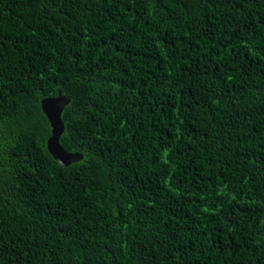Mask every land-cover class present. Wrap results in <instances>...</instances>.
Returning <instances> with one entry per match:
<instances>
[{"label":"trees","instance_id":"trees-1","mask_svg":"<svg viewBox=\"0 0 264 264\" xmlns=\"http://www.w3.org/2000/svg\"><path fill=\"white\" fill-rule=\"evenodd\" d=\"M0 264H264V0H0Z\"/></svg>","mask_w":264,"mask_h":264},{"label":"water","instance_id":"water-1","mask_svg":"<svg viewBox=\"0 0 264 264\" xmlns=\"http://www.w3.org/2000/svg\"><path fill=\"white\" fill-rule=\"evenodd\" d=\"M69 102L70 99L61 93L58 96L42 100L43 112L46 114L52 127V135L48 140V150L54 159L63 166H68L82 158L80 153L68 152L60 142V138L65 130L62 112Z\"/></svg>","mask_w":264,"mask_h":264}]
</instances>
